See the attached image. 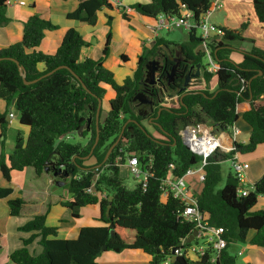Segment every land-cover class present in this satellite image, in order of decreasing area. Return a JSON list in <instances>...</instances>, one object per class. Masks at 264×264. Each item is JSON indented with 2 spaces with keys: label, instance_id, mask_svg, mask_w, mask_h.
<instances>
[{
  "label": "trees",
  "instance_id": "trees-1",
  "mask_svg": "<svg viewBox=\"0 0 264 264\" xmlns=\"http://www.w3.org/2000/svg\"><path fill=\"white\" fill-rule=\"evenodd\" d=\"M6 1L0 0V27L10 21ZM71 1L77 3L76 7L67 12L65 18L75 21L79 27L94 28L98 12H107L101 55L83 58L82 51L92 44L74 28L65 31L55 52L39 51L46 33L58 27L35 13L24 20L21 39L0 50V100L8 107L15 99L18 123L28 131L19 129L14 146L6 153L4 135L9 121L6 113H0V137H3L0 172L6 181L10 180L12 172L28 168L38 177L47 173L56 183H65L70 199L61 205L70 211L71 218H79L83 208L94 207L99 211L96 220L100 225L79 227L76 238L65 239L59 236L58 227L46 224V214L35 215L19 227L29 235L20 240L21 246L11 252L7 264H97V257L105 252L119 255L139 252L146 256L148 264H170L172 249L190 234L193 226L178 219L182 209L178 201L160 197V183L168 175L169 164L175 167L173 175L180 176L200 160L183 144L179 132L202 124L224 130L235 126L240 119L237 107L243 102L249 104V109L241 114V120L249 128L248 140L245 144L234 142L230 153L216 152L207 159L198 207L211 225L225 231L227 247L221 253L220 263L216 264H237L232 247L245 243L248 234H251L250 245L264 248V210H252L259 197L264 200V174L245 197L236 195L239 183L231 170L224 186L216 188L223 162L235 153H252L264 144V51L255 47L249 51L239 48L241 61L232 62L227 56L234 50L230 43H241L244 38L239 32L219 27L222 38L209 45L219 69L210 74L202 64L204 53L197 50L202 40L196 29L187 32L183 43L166 41L160 36L142 46L134 70L119 83L114 71L104 66L113 38V16L109 12L117 9L124 21H130L131 15L118 5L121 0ZM211 1L137 0L127 8L151 22L159 15L178 16L181 10L192 12L193 19L197 20L210 10ZM251 2L255 17L264 24V0ZM246 26V23L241 24V30ZM166 50L171 57L176 54V58L181 56L192 65L191 73L201 64L203 80L208 84L214 78L215 90H192L180 100L185 93L182 87L189 66L180 64L170 78L173 63L168 59L161 60L164 67L157 76L158 84L143 86L148 61L159 58ZM14 61L23 67L27 81L40 79L25 85ZM127 61L128 57L122 54L119 66ZM58 67L62 68L43 77ZM139 93L151 99L152 105L140 103L138 99L133 101ZM174 96L178 98L176 106L161 105L164 97ZM99 100L102 103L100 118L102 111L106 114L99 123L98 142L89 158L94 163L85 165L88 160L85 157L97 136L95 116ZM260 100L263 102L258 103ZM125 124L120 142L102 163ZM149 127L161 138L152 136ZM72 133L86 138V143L71 144L63 140ZM121 147V164L126 154L136 156L141 165L152 161L153 176L148 179L146 188L136 184L128 189L124 185L120 167L114 165ZM12 192L11 188L0 186V200L7 199L9 215L15 218L20 216L25 202L11 198ZM33 243L41 247L38 254H31L29 250ZM171 264L209 263L205 258L183 255Z\"/></svg>",
  "mask_w": 264,
  "mask_h": 264
},
{
  "label": "built area",
  "instance_id": "built-area-1",
  "mask_svg": "<svg viewBox=\"0 0 264 264\" xmlns=\"http://www.w3.org/2000/svg\"><path fill=\"white\" fill-rule=\"evenodd\" d=\"M224 0H212L210 10L200 15L195 20L193 14L187 10H181L178 16L159 15L151 25L148 26L152 38L160 37L163 32H171L177 29H182L190 32L196 29L200 32L199 37L202 40L201 46L206 59L205 70L210 74H215L219 69V64L214 60L211 54L209 45L218 42L223 33L218 26L210 22V15L213 11H218L223 8ZM25 6L22 0H7L5 5L12 7L14 5ZM121 7V3H118ZM126 12L130 10L126 7ZM205 85H203L204 87ZM196 87V86H195ZM194 87V88H195ZM206 89V88H204ZM201 89V90H204ZM178 98L164 97L162 106L168 107L173 104L176 106ZM9 119H14V115L10 112ZM180 137L183 144L188 150L200 158L199 162L187 168L180 176L173 175L175 169L171 163L168 165V175L161 180L160 197L162 199L172 198L178 201L182 209L178 214V219L182 222L190 223L193 227L190 234L181 239L179 245L176 246L174 255L181 257L183 255H191L197 259L205 258L207 263H220V257L223 250L227 247V241L224 238V229L211 225L205 218L204 214L199 210L198 197L202 190V185L205 181L204 168L207 164V159L214 153H230L234 150L235 137L240 133L239 130L232 126L228 129L215 128L210 125L188 126L182 129ZM123 152V147L117 150V156L114 160V165L120 163V153ZM239 154L235 153L229 160L230 170L235 175L239 187L236 189V195L239 197L247 196L253 189V185H249L246 180V173L249 169V164L246 161L239 160ZM125 168L135 180L136 184H140L142 188H146L148 179L153 176L152 161L149 160L145 165H141L136 156L130 154V157L125 155ZM91 192V188L87 190ZM196 234L193 236V232ZM192 240H190V237ZM198 241L201 244H198ZM242 251H238L241 254ZM172 256V254H171ZM165 264H168L166 262Z\"/></svg>",
  "mask_w": 264,
  "mask_h": 264
},
{
  "label": "crops",
  "instance_id": "crops-1",
  "mask_svg": "<svg viewBox=\"0 0 264 264\" xmlns=\"http://www.w3.org/2000/svg\"><path fill=\"white\" fill-rule=\"evenodd\" d=\"M59 1H61V0H59ZM135 1H137V0H121L120 3L122 6L127 7L129 4H131ZM224 1H226L227 3L233 4V5H238V4L245 2L246 4L249 3L252 6L251 0H224ZM54 2H55L54 0H51V1L46 0L47 5L42 6V5H37L36 2L34 1L30 5L33 8L32 11L37 10V12L42 15L41 18L46 19V20H55L56 21L55 25H57L56 17L61 16V18L66 19L65 14L67 12L72 11L76 7L77 3L75 1H71V0L61 1V3L57 2L55 4H54ZM60 4H64L65 6L63 7ZM14 6L26 7L27 4H25V6H19V5H14ZM7 8H11V7H7ZM222 9H224V2H223V8ZM222 9H220L218 11H221ZM32 11L31 12L20 11V15H18V13H16V10L12 9L11 12L13 15H16L15 18H12L10 16V14H8V12H7V16L9 17L10 21L5 26L0 27V50L3 48H6L8 45H10L14 42H17L21 39L23 22L29 15L34 13V11L33 12ZM106 13H107L106 11L98 12L96 26L94 28L88 27L89 29H87V30H90L92 28L91 31H88L86 33V31H87L86 30L85 34L84 35L82 34L85 37V39L87 41L91 42V44H92L89 48L84 49L86 52L84 50L82 51L83 58L93 57V55H94V51H92L93 47H95V48L97 47V49L101 50L102 46L100 47L98 45L99 42L95 43L93 39L96 37L95 36L96 29L95 28L97 26L101 25L102 27H104L106 29V32H107V27L105 26V22H106L105 14ZM109 13L113 16V21H112L113 38H112V40L114 39L115 35L118 33L115 26H114L116 23H118L119 26H121V22H126L129 24L131 21L133 22L134 20L138 21V25L140 26V28L142 30L135 28L133 26L132 27L129 26L131 34L126 32V34L130 35V37H129L130 42L128 41V43H130V45H131V43H135V45L133 46V47H135L138 39L140 40V45L141 44L147 45V44H149V42L154 40L152 38V34L150 33V30L148 28V26L151 25L152 22L147 20V18H143L141 16L132 14L131 12H127L128 14L131 15V18H130L131 21H124L121 19L120 13L117 9H115L113 12H109ZM18 17H21V18H18ZM229 18H230V13L227 16L226 15L223 16V18L220 20V23H218V22H212V23L215 24L216 26L220 27V28H226L229 30L239 32L240 35L244 38V40L241 43H238L239 48H242L245 51H249L251 48L255 47V48H258V49L264 51V24L259 23L257 18H256L257 21H254L255 19L253 20V19H250L249 17L244 18V16H242V14L235 19V23L233 20H230ZM256 22H258V23H256ZM243 23H246V25H247L246 28H244L245 30L243 29L244 31L241 30V28H240L241 24H243ZM62 25H63L62 27H59L58 29H56L52 32H47L43 42L41 43L40 47L37 50L45 52V53L55 52V50L58 48V46L60 44V41H61L65 31L69 28V26L73 27V25H71V24L69 26H66L67 23H63ZM82 28H84V27H82ZM251 32H255V34L253 35ZM54 33H57L56 40H54V37H52ZM92 34H94L92 37V40H89L88 35H92ZM250 37L253 39H249ZM49 40H50V42L48 43ZM185 41H186V39L183 42H185ZM183 42H179V43H183ZM99 44H102V43H99ZM128 46L129 45H126V43H125L124 48H126ZM110 51H111V45H110ZM139 51H140V48H138V50H135V53L139 54ZM238 52L240 53V51H238ZM122 54L126 55L122 50L120 52H118V59ZM127 62H130L129 58H128ZM127 62H125V64ZM115 65L118 68L125 67V66H119V63L115 64ZM122 65H124V64H122ZM134 68H135V63H134V67H132V70H134ZM132 70H129L128 73H125L123 78L126 75H130L132 73ZM118 72H119V80L116 78V74H115V78H116L117 82L121 83V80L123 78L120 76V74H123L124 72L121 69H119ZM214 81H215V79L212 78L209 81L210 82V85H209V84L205 83L203 78L201 80L202 85H205L206 87H209V86L211 87L210 90H214L216 87V81L215 82ZM200 86L195 87L192 85L191 88H193L194 90H200V89H202ZM263 101H264V99H263ZM263 101L260 100V101H258V103H262ZM0 102H1L0 103V113L1 114L2 113H8V107L5 104V102L2 100H0ZM240 107H241V109H239ZM12 108L15 109L14 104L11 107V111H12ZM248 109H249L248 102H244L242 105H239L237 107V113L241 110V114H242L244 111H246ZM105 114H106V111H102V113H101L102 120L104 119ZM7 117L8 116H6V119H7ZM101 118H100V123H101ZM14 120H16L17 131L19 129H22L25 133H27V131H28L27 128H23L19 125L18 119H17V113H16V116L14 117V119H8L7 121H9V124H13ZM240 127H241L243 132H246V135L243 134V137H242V134L239 130L240 133L235 137V140L238 143L245 144L248 140V137H249V128L247 130V128L245 126H240ZM86 141H87L86 138H84V144ZM11 148L12 147H5L4 146L6 153ZM260 150H261L263 157L258 159L256 162L258 164L261 163V165H263L264 164V144L261 145L260 147H257L255 152L260 151ZM255 152L253 154H255ZM0 153H1V149H0ZM93 163H94V160L92 159L91 161H89L88 165H92ZM262 168L263 167H261L260 171L256 172L254 170L252 171L251 167L249 166V169L247 170V173H246V180H247L249 185H254V183L258 180L260 173L264 172V168L263 169ZM30 169H32V168H30ZM28 170H29V168L23 172H12L9 181H6L5 179H3L1 172H0V186L12 189L13 192L11 194V198H21L24 200V202H26L25 206L21 210V214H20V216L22 215L21 217L28 216L29 217L28 219H30L35 215L45 213L46 214V224H47L48 217H50L48 215L51 212V210L58 207V205L62 206L61 203L64 202V198H63V196H61L62 194L59 191L61 186L60 187L57 186L56 182L53 180V178L51 176H49L47 173H43L41 176H44L45 180H44L42 188H40V187L37 188L38 186L37 187L34 186V189H32L29 186H27L25 183V180H26L25 175L27 174ZM230 172L231 171L229 168V173ZM41 176H39V177H41ZM36 193H41L43 195L42 205L44 208H46L45 212L40 213L39 211L35 210L34 212H31L30 214H28V212H26L25 215H23L22 212L24 211V209L28 205H35L36 200H37V197L35 196ZM69 199H70V195H68L67 198H65V201H67ZM261 200L264 201L262 198L259 197L258 202H260ZM258 202H257V204H258ZM1 204H3V208L6 207V209H7L6 210V213H7V215H6L7 221L6 222H8L7 225L9 226L11 220H14V218L9 215V208L7 206V199H1L0 200V206H1ZM261 207L264 210V204L263 203H261ZM252 210L254 211L255 208H253ZM77 220L78 219H73L71 217H69L67 219H65V218L60 219V218H58V215H57V217L53 220V225H48V224L47 225L58 227L60 237L65 238V239H74L77 237V234H78L77 231H78L79 227H83L80 224H78L79 220L78 221ZM17 221H16L17 222L16 223V227H17L16 229H19V227L22 225L21 223L24 220L18 219ZM28 235L29 234H27L26 237H28ZM2 237H3L2 233H0V241L2 240ZM5 246H7V245L5 244ZM16 249H18V248L12 249V251L11 250L6 251V253H7L6 258L8 259V261H9V255L11 254V252H13ZM96 262H97V264H148L145 256H143L142 254L140 255L139 253H136V254L127 253V254L119 255V254H115L112 252H105V253H103L97 257Z\"/></svg>",
  "mask_w": 264,
  "mask_h": 264
},
{
  "label": "rangeland",
  "instance_id": "rangeland-1",
  "mask_svg": "<svg viewBox=\"0 0 264 264\" xmlns=\"http://www.w3.org/2000/svg\"><path fill=\"white\" fill-rule=\"evenodd\" d=\"M22 1L26 2L25 3V4H27L26 7L13 6L11 8H7V12H8V14H10V16L12 18H15V16H16V15L12 14V12H11L12 9H15L16 13H18V15H20V11L31 12L33 8L31 7L30 4H32L34 1L36 2L37 5H42V6H46L47 5L46 4V0H22ZM54 1H55L54 4L57 3V2L61 3V1H59V0H54ZM60 5H62L63 7L65 6L64 4H60ZM33 11H34L35 14H38L40 17L42 16L41 14H39L37 12V10H33ZM229 13H230V18L229 19L233 20L234 23H235V19L237 17H239L241 14H242V16H244V18L249 17L250 19H253V20L255 19L254 21H257L256 17H255V14L253 12L251 4H249V3L246 4L244 2V3L238 4V5H233V4H230V3H227L226 1H224V9H222L221 11H213L211 13V15H210V22H218V23H220V20L223 18V16H225V15L227 16V15H229ZM18 18H21V17H18ZM56 20H57V27L58 28L62 27L63 23H67L66 26H69L71 24V25H73V27L69 26V28H74L80 34H83V35L85 34V31L87 29H89L88 27H84V28L79 27L75 21L68 20V19L66 20L64 18H61V16L56 17ZM50 21L54 25L56 24L55 20H50ZM256 23H258V22H256ZM114 26H115V28H116L118 33L115 35L114 39L111 41V51H110V54L107 56V58L104 60V66L109 68V69H111V70H113L115 72V74H116V78L119 80V72H118L119 69L123 70V72H124L123 74H120V76L122 78H123L125 73H128L129 70H132V67H134L136 56L141 53V49H142V46H144V44L140 45V40L139 39H138L135 47H133L135 45V43H131V45H130V43H128V41L130 42V40H129L130 35L129 34H131L129 26L130 27L133 26L135 28H138V29L142 30L140 28V26L138 25V21L137 20H134L133 22L131 21L129 24L126 23V22H121V26H119V24L116 23ZM91 29L87 30L86 33L88 31H91ZM95 29H96V31H95L96 32V34H95L96 37L93 39L94 42L95 43L99 42V43L103 44L104 43V37H105V34H106V29L104 27H102L101 25L97 26ZM126 32L129 33V34H126ZM251 33L253 35L255 34V32H251ZM196 34L199 36L200 32L197 30ZM93 35L94 34L88 35V39L92 40ZM56 36H57V33H54L53 36H52V37H54V40H56ZM162 37L166 41L183 42L185 39H187V32L182 30V29H177V30H174V31H171V32H163L162 33ZM249 39H253V38L250 37ZM49 42H50V40L48 41V43ZM99 43H98V45L101 47L102 44H99ZM125 43H126V45H129L126 48H124ZM238 45L239 44L237 42L230 43L231 48H233L234 50H231L227 54V56L230 58V60L232 62H234V63H238L241 60V53L238 52V50H239ZM138 48H140V51H139V54H136L135 50H138ZM200 49H202L201 45L198 46L197 50H200ZM121 50L127 55V57L129 58L130 62H127L126 64L124 63L123 66H125V67L118 68V67H116L115 64L119 63L118 52H120ZM92 51H94L93 57H99L101 55V50L97 49V47L96 48L93 47ZM202 64H203V66L206 65V59L205 58L202 59ZM202 72H203V70L201 68L199 76L197 78L191 80L190 87H192V85L193 86H197V87H199L201 85L200 87L202 89L206 88L210 92L214 91L215 89L214 90H210L211 89L210 86L209 87H206V86L203 87L202 82H201V80H202ZM126 76H128V75H126ZM122 80H121V82H122ZM208 84L210 85V82ZM190 90L192 91L194 89L190 88ZM196 91H198V90H196ZM243 103H241L240 105H242ZM171 105L173 106V104H171ZM168 107H171V106H168ZM239 109H241V107ZM11 113L14 115V117L16 116V110L14 108H12ZM238 113H239L240 119L235 124V127L238 130H240V132L242 134V137H243V134L246 135V132H243L240 126H245L247 128V130H248V127L241 120V110ZM8 114H9V112L6 113V116H8ZM101 122H102V118H101ZM99 123H100V120H99ZM148 130H149V133L152 136H154L156 138H161L155 131H153L151 129V127H149ZM16 132H17L16 120H14L13 124H8L7 131H6L5 135H4L5 136V141H4V146L5 147H13L14 146V137H15ZM1 138H3V137H0V140H1ZM63 140L68 142V143H71V144H79V143L81 144L82 143L84 145V138L79 136L77 133L69 134L66 137H64ZM254 152L247 153V154H239L238 153L239 154L238 156H239V160L246 161L249 164V166L251 167L252 171L254 170V171L257 172V171L261 170V167L264 168V164L261 165V163L258 164L256 162L258 159L262 158L263 156H262L261 150L255 152V154H253ZM89 158L85 162V165H88L89 161L92 160V159H89ZM117 166L120 167V177L123 179L124 185L128 189L134 188V186L136 185V182L132 178V176L130 174H128L126 168L124 167L125 166V162L122 163V164L121 163H117ZM229 168H230L229 161H225V162H223L221 164V180H220V182L218 183V185L216 187L217 189H221L224 186V184L226 182L227 175L229 173ZM263 174H264V172L260 173L259 178ZM25 178H26V180H25L26 185L29 186L32 189H34V186L35 187L38 186L37 188H39V187L42 188L44 180H45L44 176L37 177L35 175L34 171L32 169H30V168H29L27 174L25 175ZM59 191L62 194L61 196H63L64 201H65V198H67V196L69 195L68 190L64 186H61ZM35 196L37 197L35 205H28L24 209V211L22 212L23 215H25L26 212H28V214H30L31 212H34L35 210L39 211L40 213L45 212L46 208H44L43 205H42L43 195L41 193H36ZM261 203L264 204V201L261 200L260 202H258L257 206L255 207V211L263 210L262 207H261ZM25 204H26V202L24 203L23 207L25 206ZM23 207H22V209H23ZM6 210H7L6 207L3 208V204H1V206H0V233H2L3 237H2V240L0 241V264H7L9 262L8 259L6 258V254H7L6 251H10V250L12 251V249L19 248L21 246V241L20 240L27 236V234H25L24 232H21L19 229H16L17 228L16 227V223L18 222L17 220L20 219V220H24L21 223L22 225H24L26 223V220H28L29 217L28 216L21 217L22 215L20 217H15L14 220H11V222H10V224L8 226L7 225L8 222H6L7 221L6 220L7 219ZM43 214H45V213H43ZM57 215H58V218H60V219H63V218L67 219V218L70 217V211L67 208L58 205V207H56L55 209H52L51 212L49 213L48 216H50V217H48L47 224L48 225H53V220L57 217ZM98 215H99V211H98L97 208H94V207L83 208L81 210V213H80V218H77L79 220L78 224H80L81 226H99L100 222H98L96 220ZM250 237H251V234H248V239H247V241L245 243H238V244H236L235 246L232 247V253H234V255L236 256L237 264H244L247 261L250 262L251 264H264V248H256V247L250 245L249 244ZM5 244L7 246H5ZM198 244H201V242L198 241ZM29 250H30L31 254H38L41 251V247L39 245H37L36 243H34L33 245L30 246ZM238 251H242V253L238 254ZM130 253L131 254H136V253H139V252H130ZM139 254L141 255V253H139ZM120 255H123V253L120 254ZM145 258H146V256H145ZM191 258L194 259L195 257L191 256Z\"/></svg>",
  "mask_w": 264,
  "mask_h": 264
},
{
  "label": "water",
  "instance_id": "water-1",
  "mask_svg": "<svg viewBox=\"0 0 264 264\" xmlns=\"http://www.w3.org/2000/svg\"><path fill=\"white\" fill-rule=\"evenodd\" d=\"M0 60H1V59H0ZM168 60L174 63V65H173V67H172V69H171V71H170V74H169V76H170V78H171V77L174 75V73H175V68L178 66V64H177V61H178V60H176V59H172V58H170V59H168ZM14 62L18 65V62H16V61H14ZM156 62H157V61H155V60H150V61H148L147 65H146V70H147L146 78L141 82V83L143 84V86L150 85V86L153 87V86H155V85L157 84L158 80H157V75H156V74H157V73H156V69H151L150 66H149L150 64H153V63H156ZM201 66H202L201 64H197L196 67H195V72H194V73H191V70H192V68H193V67H191L190 70H189V72L186 74V76H185V81H184V83H183V87H182V89L185 90V93L180 97V100L183 98V96H184L185 94H187V93H189V92L191 91V90H190V88H191V87H190V84H191L190 82H191V80H193V79H195V78H197V77L199 76ZM60 68H62V67H58V68H56V69L50 71L49 73H47V74L44 75L43 77L52 74L53 72H55L56 70H58V69H60ZM18 72H19V75H20V77L22 78L23 83H24L25 85L33 84V83L37 82V81L40 79V78H39V79H36V80H33V81H27V80H26V74H25V72H24V69H23V67L20 66V65H18ZM41 78H42V77H41ZM215 94H216V93H215ZM142 95H143V93H139L138 95H136V96L133 98V101L139 99V100H140L142 103H144V104L152 105V100H151V99H144V100H143V99H141V96H142ZM148 96H149V97H152V94H148ZM249 100H250V99H249ZM14 103H15V99H13L12 102H11V104H10V106H8V112H11V107H12V105H13ZM101 105H102L101 100H99V101H98V106H97V111H96V116H95V124H96L97 136H96L95 142H94V144H93V146H92V148H91L89 154L85 157L86 159H88V158L91 156V154H92V152H93V150H94V148H95V146L97 145V142H98V133H99V128H98V126H99V120H100ZM8 119H9V118L7 117V120H8ZM125 126H126V124L123 125L120 134L118 135V137L116 138V140L110 145V147H109V149H108V151H107V153H106V155H105L104 161H103L102 163H104V162L107 160L109 154L113 151L114 147L120 142L121 135H122V133H123V131H124V129H125ZM1 139H3V138H1ZM100 166H101V165H97V167H100ZM45 171H47V170H45ZM56 185L60 187V186H64L65 183L60 182V183H57ZM195 234H196V232L194 231V232H193V236H194ZM193 236L190 237V240H192V237H193ZM104 250H105V247L102 248V251H104ZM174 252H175V249L173 248L172 251H171L172 256H171V259H170V264L173 263V261L176 259L175 255H174Z\"/></svg>",
  "mask_w": 264,
  "mask_h": 264
},
{
  "label": "flooded vegetation",
  "instance_id": "flooded-vegetation-1",
  "mask_svg": "<svg viewBox=\"0 0 264 264\" xmlns=\"http://www.w3.org/2000/svg\"><path fill=\"white\" fill-rule=\"evenodd\" d=\"M170 52L168 51V50H166L164 53H160V55H159V58H157V59H155V61H157L156 63H153V64H150L149 66H150V68L151 69H156V75L158 76V74L163 70V65L161 64V60L162 59H164V60H166V59H170V58H172V59H176V60H178L177 61V64H178V66L180 65V64H186L187 66H189V68H188V72H189V70H190V68L191 67H193L192 65H190L188 62H185L184 60H183V58L180 56V57H177L176 58V54H175V57H171L170 55ZM166 57V58H165ZM173 63V62H172ZM173 65H174V63H173ZM177 66V67H178ZM177 67L175 68V72H176V70H177ZM193 69V68H192ZM175 74V73H174ZM158 84V83H157ZM156 84V85H157ZM155 85V86H156ZM146 86H150V85H146ZM141 99H145L143 96H141ZM139 100V99H138ZM139 102L140 103H142L140 100H139Z\"/></svg>",
  "mask_w": 264,
  "mask_h": 264
}]
</instances>
